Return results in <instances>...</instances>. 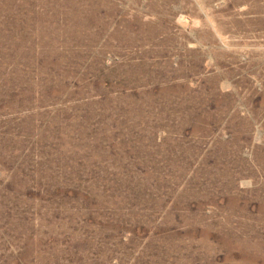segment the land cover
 Masks as SVG:
<instances>
[{"label":"rangeland","instance_id":"obj_1","mask_svg":"<svg viewBox=\"0 0 264 264\" xmlns=\"http://www.w3.org/2000/svg\"><path fill=\"white\" fill-rule=\"evenodd\" d=\"M0 264H264V0H0Z\"/></svg>","mask_w":264,"mask_h":264}]
</instances>
